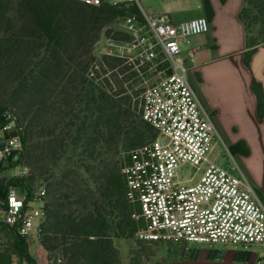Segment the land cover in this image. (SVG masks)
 Listing matches in <instances>:
<instances>
[{
  "label": "trees",
  "instance_id": "1",
  "mask_svg": "<svg viewBox=\"0 0 264 264\" xmlns=\"http://www.w3.org/2000/svg\"><path fill=\"white\" fill-rule=\"evenodd\" d=\"M202 4L204 17L210 21L212 4L210 0H202ZM23 5L29 18L21 10L14 12L10 0H0V116L11 111L23 126L21 159L31 174L5 185L0 182V193L5 198L6 192L15 188L31 195L38 181L51 180L46 185L45 218L40 226V243L49 263L58 264L59 254L67 264H122L114 240L120 235L136 236L144 228L138 196L129 198L128 174L106 172L100 176L86 168L88 178L79 172H58L55 177L54 171L77 141L84 142L83 148L94 162L100 160L99 145L108 149L123 145V166L127 168L139 156L138 151L157 137L133 108L132 95L124 88L149 64L135 70L139 61L125 64L120 58L103 57L99 59L102 72L111 74L102 85L87 76L96 60L92 50L104 22L133 13L142 19L140 10L135 5L115 7L107 3L93 7L77 0H23ZM239 19L245 29V65L250 67L253 54L264 45V0H244ZM253 91L262 121V83L255 81ZM134 95L139 96V92ZM229 149L233 155L248 154L243 145ZM100 179L105 182L101 204L90 188V180ZM108 207L124 213L121 223L113 226L107 219ZM5 226L16 240L21 264H37L29 252L28 239ZM145 253H131L130 264H139ZM0 264H13V253L1 251Z\"/></svg>",
  "mask_w": 264,
  "mask_h": 264
},
{
  "label": "built area",
  "instance_id": "2",
  "mask_svg": "<svg viewBox=\"0 0 264 264\" xmlns=\"http://www.w3.org/2000/svg\"><path fill=\"white\" fill-rule=\"evenodd\" d=\"M77 1L93 7L103 3L137 6L144 27L171 72L140 95L139 113L157 137L125 168L129 198L138 196L144 221L136 237L184 248L206 246L218 252L225 248L251 251L264 246V201L240 165L228 167L219 162L216 151L222 138L214 115L193 87L189 67L179 61L183 44L210 32L208 19L175 23L168 14H148L141 0ZM127 23L133 29L138 17L130 15ZM23 136L17 115L3 112L0 166L23 151ZM225 148L233 158L230 149ZM45 195V190L28 195L15 188L9 189L5 198L0 193L4 223L22 238L38 234L45 215ZM57 262L61 264L62 260ZM258 264H264V255Z\"/></svg>",
  "mask_w": 264,
  "mask_h": 264
},
{
  "label": "crops",
  "instance_id": "3",
  "mask_svg": "<svg viewBox=\"0 0 264 264\" xmlns=\"http://www.w3.org/2000/svg\"><path fill=\"white\" fill-rule=\"evenodd\" d=\"M214 16L210 32L191 37L182 45L179 61L189 67V78L204 106L213 113L219 134L228 148L243 145L248 154H236L252 185L264 201V119L258 118L255 81L264 88V45L245 65V29L239 19L244 0H210ZM198 11L168 14L175 23L204 17ZM190 54H193L192 60ZM194 259L178 264H258L264 246L251 251L225 248L222 252L193 246Z\"/></svg>",
  "mask_w": 264,
  "mask_h": 264
},
{
  "label": "rangeland",
  "instance_id": "4",
  "mask_svg": "<svg viewBox=\"0 0 264 264\" xmlns=\"http://www.w3.org/2000/svg\"><path fill=\"white\" fill-rule=\"evenodd\" d=\"M10 4H13L12 9H14V12L21 10L25 16L29 18V13L23 5V0H10ZM200 5L201 0H141V7L150 15L173 13L177 11H198L200 10ZM4 8L7 9V5H4ZM10 14H7V17H9ZM130 15H136L138 17V23H136L133 29L127 23V18ZM104 23L92 50V54L96 57V60L91 63L87 76L89 79L93 80L96 85H102V81L111 74V72H108V74L102 72L99 59L103 57L120 58L126 62L125 64H134L139 61L140 64L135 66V70L149 64L150 67L145 72H139L137 78L124 85L127 94L132 95L133 108L139 113L141 93L146 87L159 83L168 75V63L160 48L156 46L154 41L150 38V33L147 28L144 27V22L139 18L138 13L112 18ZM91 73H94V76H91ZM130 84H132V88H129ZM103 90H107V88ZM114 91H116L115 88L112 92ZM136 91L139 92V96L135 97L134 93ZM88 146L92 147L93 145L88 144ZM225 146L223 140L219 142L216 151V154L219 156V162L228 167L235 165V163L241 166L238 156L233 155V158H231L226 152ZM83 147H85L83 141H77L75 144L69 146L68 153L65 155V162L61 164L58 170L54 171L56 172L54 174L55 177L58 176V172H79L85 178H88L85 173L86 168L92 169L93 172L100 176H104L106 172H113L116 175L124 176L126 167L123 166V159L126 153L123 149V145L112 147L111 149L106 148L102 144L99 145V148H101V156L98 162L101 161L103 163L102 166H98V162H94L90 159ZM23 152L24 149L20 154L15 155L8 162L3 164L0 172V182L3 183V185L12 179L24 178L31 174V170L23 164L21 159ZM49 182H51V180L45 179L38 181L35 184L33 194L42 190L47 191L46 185ZM104 183L103 179L97 182L90 180V188L93 190L95 194L94 198L99 204L102 202L100 194ZM107 215V219L110 220L113 226L117 223H121L124 219V213L114 207L107 208ZM3 220L4 213L2 208H0V252L5 250L12 252L13 264H21L16 251V240L5 226ZM114 243L120 252L122 264H130L131 253L146 252L145 257L141 259L139 264H178L179 261L194 259L197 254L196 251L191 248H184L162 242L149 243L136 236L129 237L120 235L119 238L114 240ZM27 244L29 252L37 264H50L48 261V253L40 243V230L38 234H35L27 240ZM56 258L57 260H62L61 264H67L66 260L61 255L57 254ZM56 258H54L53 261H57Z\"/></svg>",
  "mask_w": 264,
  "mask_h": 264
}]
</instances>
